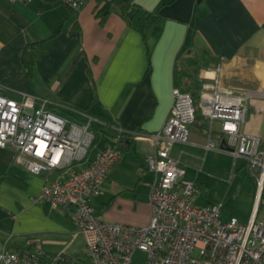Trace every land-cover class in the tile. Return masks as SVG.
<instances>
[{"label":"crops","instance_id":"1","mask_svg":"<svg viewBox=\"0 0 264 264\" xmlns=\"http://www.w3.org/2000/svg\"><path fill=\"white\" fill-rule=\"evenodd\" d=\"M125 1L157 13L160 34L133 27L129 18L135 8L125 14L114 0L100 1V9L109 11L104 22L96 15L95 0L80 10L63 0H0V92L16 100L24 93L36 95L53 102L60 113L80 109L102 119L104 132L98 135L110 141L95 144L90 158L108 145H117L122 156L101 193L92 198L94 213L109 222L142 227L151 220L150 193L158 177L147 166V156L157 148L147 134L163 128L175 87L200 96L218 75L224 87L248 90L263 105L247 116L248 100L243 132L264 144V0ZM59 30L28 80L23 48ZM216 121L200 114L190 126L189 142L176 143L171 154L183 165V159L192 164L191 177L185 167L186 177L195 181L197 195L209 193L205 206L220 204L221 220L247 222L257 176L246 159L233 156L231 168L218 170L220 156L231 154L206 148L211 138L224 147L221 122L214 127ZM114 125L139 135L116 144ZM17 153L11 146L0 148V249L22 258L32 252L50 257L66 253L85 264V237L69 210L38 199L56 172L32 174L17 162ZM236 186L240 190L235 194ZM258 215L264 219L263 193Z\"/></svg>","mask_w":264,"mask_h":264},{"label":"built area","instance_id":"2","mask_svg":"<svg viewBox=\"0 0 264 264\" xmlns=\"http://www.w3.org/2000/svg\"><path fill=\"white\" fill-rule=\"evenodd\" d=\"M90 1L94 0H63L75 10ZM173 96L163 128L147 134L157 146L147 156V166L158 177L150 193L152 216L146 226L109 222L94 213L91 200L101 193L110 169L122 156L117 145H108L90 158L97 134L104 132L102 119L79 109L60 113L57 105L36 95L24 93L16 100L0 92V148H15L17 162L32 174L56 172L38 199L69 210L85 237L92 264H133L137 251L147 253L146 264H264V219L258 215L264 149L260 137L243 132L251 93L224 87L216 75L202 89L199 102L203 116L221 122L225 138L224 147L211 138L206 148L228 150L234 158L246 159L256 173L257 191L247 222H223L220 204L198 206L192 201L199 189L171 151L176 143L189 142L196 105L192 93L179 87ZM113 129L116 144L139 135L115 125ZM25 259L0 249L2 264H25Z\"/></svg>","mask_w":264,"mask_h":264},{"label":"trees","instance_id":"3","mask_svg":"<svg viewBox=\"0 0 264 264\" xmlns=\"http://www.w3.org/2000/svg\"><path fill=\"white\" fill-rule=\"evenodd\" d=\"M95 1H96V6H95L96 15L97 17L101 19V21L104 22L106 20V16L108 15L109 11L103 12L102 9H100L101 0H95ZM114 2L120 8V10L125 14H129L131 10L135 8L129 18V21L133 27L137 28L138 30L142 31L145 34H146V31L149 29L152 30L155 36H158L160 34L161 17L157 13L149 11L145 9L144 7H142L141 5H138L136 3H131L125 0H114ZM68 7L71 9H74L70 6ZM59 32L60 30L57 31L55 34H53L51 37H48L44 40L28 43L23 48L22 63L26 71L25 76L28 80H30L31 77L33 76L35 64L37 63L39 57L47 51V44L50 38L54 37ZM181 89L183 91H189L182 87ZM192 95H193L195 105H196V121H198L200 119V114H201L200 107H199L200 96L194 95L193 93ZM97 137H98V134L96 136L95 141L92 144V147L96 144ZM220 138L222 139L223 135H221ZM223 145H225L224 142H223ZM263 147H264V144H262V148ZM263 195H264V190H263ZM25 260L27 261V263L25 264H84L80 262L79 259H75L67 255L66 253H62L57 257H50L43 253L40 254V253L32 252L31 254H29L28 258H26Z\"/></svg>","mask_w":264,"mask_h":264},{"label":"rangeland","instance_id":"4","mask_svg":"<svg viewBox=\"0 0 264 264\" xmlns=\"http://www.w3.org/2000/svg\"><path fill=\"white\" fill-rule=\"evenodd\" d=\"M232 88V87H231ZM230 88V89H231ZM234 91H236V92H248V90H246V89H244V90H242V89H234V88H232ZM249 104H248V112H247V116H250V115H253V114H257L258 112H259V108H261V105H263L262 103H260V102H258V101H256L255 100V98H250L249 99V102H248ZM247 118V117H246ZM209 122V121H208ZM208 122L207 121H205L204 123H206V125L208 124ZM219 122L218 121H216V122H214V127H217L219 124H218ZM110 137H104V136H102V135H98V140H97V142H96V144L97 145H102V143H104V144H107V143H109V141H110V139H109ZM222 151V150H221ZM227 155H221L220 156V159L218 160V170H223V168H227V167H230L231 168V166L233 165V162H234V158L232 157V155L230 156V157H226ZM183 161V163H184V165H183V167L185 168H187V170H189L188 171V176L189 177H191V174L193 173V168L192 167H190V166H192V164H187L188 162H185V160L183 159L182 160ZM240 162H241V160H240ZM188 165H190V166H188ZM186 168H185V170H186ZM195 168V167H194ZM200 167H198V169H199ZM229 168V174H230V171H231V169ZM213 170H216V169H213ZM246 170H247V172L249 173V170H248V167H246ZM206 170H204V172H205ZM250 174V173H249ZM227 187L229 186L228 184L226 185ZM239 190H240V187H238V186H236L235 188H233V190H232V192L233 193H238L239 192ZM211 191V190H210ZM212 192H213V189H212V191L210 192L211 194H212ZM209 195V193L207 192V190H204L203 191V194H200V195H194L193 197H192V201L194 202V204H196V205H198V206H201V205H204V203L205 202H207V198L209 197L208 196ZM94 197H96V196H94ZM91 204H93V201L91 200ZM224 204H226V202H224ZM223 204V205H224ZM230 205H231V203H230ZM205 206V205H204ZM226 206H228L229 207V204H226L225 205V207ZM98 209V208H97ZM222 221L223 222H225V218H222ZM85 264H91V260H90V258L88 257V255L87 256H85ZM147 263V253H145L144 251H137L135 254H134V256H133V264H146Z\"/></svg>","mask_w":264,"mask_h":264}]
</instances>
